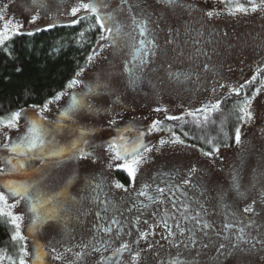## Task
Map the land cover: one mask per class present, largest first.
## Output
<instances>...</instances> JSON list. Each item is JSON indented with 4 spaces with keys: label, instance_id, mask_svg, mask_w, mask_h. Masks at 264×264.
Segmentation results:
<instances>
[{
    "label": "flooded vegetation",
    "instance_id": "af4514ba",
    "mask_svg": "<svg viewBox=\"0 0 264 264\" xmlns=\"http://www.w3.org/2000/svg\"><path fill=\"white\" fill-rule=\"evenodd\" d=\"M61 2L63 4H71L72 2V8L78 0H61ZM117 2L119 4V0ZM223 2L224 0H184L185 8L173 9L179 14L177 17L179 24L175 27L168 25L166 12L157 11L163 6L156 4L155 1L154 8L150 9L153 16L152 20L156 21L158 16L163 17V19L159 22V27L156 23L150 25L152 30L148 38L155 37L159 47L156 50V55L151 57L148 64L140 66L139 60L133 59V48L139 47V38L137 41H132L127 36L122 35L118 41L119 56L120 61H122L120 74L126 79L128 86L135 88V90L140 88L147 95H153L156 92L157 84L151 83V77L157 74L158 77H156L161 79L168 88L191 96L196 102L193 112L202 106L210 107L211 105L207 102L210 94L209 89L217 88L223 83V74L226 68L223 31L220 26H215L218 25L216 21L220 20L221 23L223 20L222 16L225 12ZM208 11L213 12L212 17L206 15ZM78 17H72L61 23H70ZM119 22L124 25V33L133 30L131 20L128 17L120 18ZM168 29L173 30L175 44L165 43L168 39ZM205 64L208 65L207 69L204 67ZM125 66L132 69L134 75L139 78L135 84L129 83V72L126 71ZM169 72L183 75L179 78H172L169 76ZM225 101V99L220 101L219 109L210 112L206 121L203 114H197L196 117L188 116L186 113L180 115L166 114L164 117L161 115L162 118L157 120L173 122L175 127L165 124V127L159 130H150V128L106 129L102 131L111 132L106 138L101 140L90 138L87 144L81 143L79 147L84 149L86 154L84 157H87L96 152L109 154L107 151L108 142L121 134L126 138L129 145L136 143L137 138L140 137L141 143L146 146L151 136L157 137L163 133L164 138L168 137L171 141L175 138L173 136L175 133V136H178L194 153L206 161L203 168H206L207 171L201 170V172L191 173V170L188 169L180 171L175 168H166L164 165H159L150 170L144 162L140 165L135 179H132L128 177L126 171L115 166L122 161L112 162L113 166L110 168L108 160L105 165L102 164L97 169L94 168L92 176L88 178H83L80 170L76 173L73 171L72 177L62 188L46 197L50 200L44 209L39 210L37 214L38 219L36 226H34L36 231L31 229L30 219H23L20 221V231L25 239L13 240L15 228L10 223L7 224V228L11 230L12 260L18 261L19 249L24 247L29 253L25 257L29 264H98L101 255L111 256L113 250L119 247L122 242L129 243L133 253L137 251L141 253L138 264H162V262L168 264L173 258L184 261L185 264H228V261L242 255L241 252L244 249L249 255L255 253L258 248V233L264 231V223L258 222V211L253 215L244 213L243 209L247 205L253 204V200L256 201L258 197L263 198V190H253V188L242 187L241 184H238V188L231 186L229 191L224 188L213 192L210 191L206 183L208 172L213 171L212 173H214L215 171L214 174L224 172L228 169L226 162L228 160L229 163L235 161V144L227 147L218 144L221 138L226 137L227 134ZM168 116L182 117V119L170 120L167 119ZM197 120L200 121L199 126H197ZM231 132L229 133L231 134ZM83 134H88L90 137V131ZM196 135L201 138L193 143L186 142L183 138V136ZM209 140L212 141L211 144L208 143ZM151 146L149 143L147 147ZM213 146L218 147L219 150L211 156L204 155L205 152H211ZM68 157L61 156L55 160L50 157L38 162L34 161V166L28 172L29 176L21 182L31 183V180L37 177L33 184L39 189V185H46L45 181L51 178L53 172L56 170L60 172L61 169H64L61 166V161ZM185 179L189 180V184L183 183ZM116 182L123 184L124 188H116L114 186ZM96 183H100L101 188L96 189L94 187ZM145 183L152 186L150 192L154 191L157 186L172 187L173 191L178 188L177 203L187 200L191 210L190 215L193 217L197 211L201 212V220L212 226L209 236H205L203 231H196L197 245L192 246L189 243V246L185 248L180 241L186 240L187 236L192 233H186L183 237L177 233L175 237L162 239V235L166 236V231L162 225L149 229L144 222L148 221L149 224L153 222L152 213L157 210V205L152 204L145 197L137 195L138 190ZM16 201L15 206L22 203L28 205L26 214L28 217L34 215L29 211L27 201L21 200L19 203ZM142 204H148L149 207L145 209ZM166 207L171 209L170 204ZM161 210L163 209L161 208ZM45 212L49 213L50 216H46ZM97 213H99V217ZM175 215L179 217L180 214L175 212ZM113 218L119 223L111 224V233L106 235L99 231L98 225L108 227ZM169 223L175 226L176 221L170 219ZM194 223V220L184 221V224L189 228H192ZM224 223H231L233 227L225 231L223 229ZM240 229L244 230L242 234ZM142 231H150L153 234L145 239H140L139 233ZM240 236L243 238L238 239ZM209 240L213 247L206 249L199 247L201 241L208 243ZM104 241L108 242L105 249H102L101 252L92 250L94 247L99 248ZM172 241L176 242L175 246H173ZM221 243L226 246L229 255L220 257L217 261L215 259L217 257L216 248ZM150 244L151 247H149ZM85 245L87 247H84ZM35 251L42 253L40 260H36ZM77 253L84 254L78 258ZM55 255H61L62 258L54 259ZM130 255L129 252H124L119 256H113L111 264H130ZM236 261L234 260L229 264H252V262H248L249 260Z\"/></svg>",
    "mask_w": 264,
    "mask_h": 264
},
{
    "label": "rangeland",
    "instance_id": "374dc122",
    "mask_svg": "<svg viewBox=\"0 0 264 264\" xmlns=\"http://www.w3.org/2000/svg\"><path fill=\"white\" fill-rule=\"evenodd\" d=\"M156 0H144L146 4L150 5V9L154 8ZM247 1V3H245ZM110 8H117V0H109ZM259 4V0H255ZM237 4H243L249 8L248 12H235L233 9ZM42 5V6H40ZM71 4H63L61 0H0V15L3 19L0 20V30H3V25L11 21L14 25L20 27L15 34L9 32L10 39L0 45V48L6 45L15 36L23 33H32L40 29H48L49 25L55 26L63 24L73 16L70 15ZM225 12L220 20L216 21L215 25L220 26L223 31V41L226 53V68L223 74L224 87L210 88L209 98L207 102L211 105L216 101H223L224 99H235L237 96L234 92L230 93L229 88H238L245 84L246 81H251L252 77H257L264 71V5L258 7L257 11L250 10L249 0H224L222 3ZM157 11L166 12V19L169 26L179 24L178 12L173 9L160 7ZM83 11L77 16L84 15ZM36 17L33 20V17ZM127 12L118 13V19L127 18ZM153 17V16H152ZM162 21V20H160ZM99 45H104L101 48ZM98 47L94 52L92 61H88L87 65L81 70L79 76L75 79L79 81L71 88H67L61 95L59 100H54L49 104L48 110L42 115L46 118L43 122L54 128L53 134L49 137L56 145L68 146L73 141H78L81 133L90 131L88 134H83V139L87 141L90 138L101 140L106 138L111 132H103L106 129H136V128H151L154 121L160 120L166 114L180 115L195 109L194 100L189 94L177 92L168 88L162 80L157 78L154 74L151 77L152 82L157 84L156 92L153 95H147L140 88H131L128 86L126 79L122 76L120 61V51L118 47H113L108 41H100ZM155 73V72H154ZM157 76V77H156ZM264 76V75H263ZM264 77L258 86L260 91L252 99L250 111L252 119L241 122L238 117V108L243 100H232L231 115L233 122L232 144H235V161L226 162L227 170L224 172L210 173L206 175V183L210 191L216 192L224 188L229 191L233 187V176L237 177V183L242 187L253 188V190H263L264 192ZM215 89V90H213ZM257 87L254 89L255 92ZM242 92V90H241ZM252 92V93H253ZM252 93L249 98L252 97ZM72 97L82 100V104L70 112L67 116H62L72 101ZM231 97V98H230ZM196 101V100H195ZM226 115H227V103ZM88 105H92L89 109ZM41 108V107H40ZM39 108H33L34 114ZM158 119V120H157ZM110 121H115L114 124ZM57 122H60V127L55 128ZM159 125L154 130H159L165 127V124L174 126L170 121H158ZM228 126V125H227ZM175 127V126H174ZM240 128L241 142L239 144L235 141V129ZM231 130V131H232ZM27 131V121L18 120L17 127L7 128L0 125V145L6 142L5 135L10 141H16L19 137L24 135ZM93 131V132H92ZM163 134V133H162ZM151 136L149 142L152 146L150 152L143 153L146 157V166L150 170L159 165H164L166 168H175L176 170L185 171L195 168V172L201 170L207 171L203 168L206 161L202 160L199 155L189 148L185 143H171L170 138L164 135ZM166 141L161 145L160 141ZM81 143H78V146ZM0 152H8L3 147H0ZM9 153V152H8ZM70 153H65V157L70 156ZM234 156V155H233ZM45 158H50L45 155ZM7 157L0 156V168H6ZM24 160L23 157H18ZM54 158L53 160H55ZM42 160L39 155L34 156L27 161L26 167L15 173H0V191H4L8 196L9 205L14 204L18 197H13L7 190L3 188L6 180L13 182H21L28 177V172L34 166V161ZM108 160V161H107ZM33 161V162H32ZM110 162L109 154L96 152L87 157L80 155L70 156L65 158L61 164L64 169L60 172L57 170L51 178L47 179L46 185H39V191L44 197L50 193L57 192L62 188L66 182L70 180L73 173L82 172L83 178L92 176L94 168L100 167L105 162ZM114 162V161H113ZM103 165V166H104ZM173 169V170H175ZM226 169V168H225ZM74 171V172H73ZM21 176L23 178H19ZM44 176V175H41ZM39 177V176H38ZM19 178V179H18ZM37 179V177H36ZM31 180L33 184L35 180ZM264 195V193H263ZM254 201V200H253ZM264 197L261 196L256 199L253 207L259 212L258 222L264 223ZM2 206V205H0ZM28 205L22 203L21 205L5 208V211L11 210L13 214L21 215L23 219L31 220V229L36 231V223L33 224L34 215L28 217ZM27 216V217H26ZM7 224L8 218L0 216ZM257 241H264V231L258 233ZM10 242V241H9ZM258 248L255 253L249 255L247 251L241 252L242 255L235 257L227 263H232L234 260H249L252 264H264V244L257 243ZM37 251H35V254ZM0 264H12L10 260L11 254L7 250H0Z\"/></svg>",
    "mask_w": 264,
    "mask_h": 264
},
{
    "label": "snow or ice",
    "instance_id": "6c2138e0",
    "mask_svg": "<svg viewBox=\"0 0 264 264\" xmlns=\"http://www.w3.org/2000/svg\"><path fill=\"white\" fill-rule=\"evenodd\" d=\"M156 4L162 5L164 8L170 9H183L186 7L184 0H156ZM250 10L252 12L257 11L258 7L264 5V0H259V4L255 2V0H249ZM42 6V5H40ZM150 5L146 4L144 0H119V4L117 8L112 9L110 8L109 0H78L77 4L71 8L70 15L76 17L78 13L83 11L86 14L95 17V24L99 26L101 35L98 40L99 41H108L113 47H119L118 41L123 36H127L129 40L137 41L139 47L133 48V59L139 60L140 66H146L151 59V57L156 55V50L159 47L155 41V37L148 38L149 33L152 30L150 25L152 23H156L157 27H159L160 20L163 17L158 16L156 21L152 20V12L150 11ZM127 12L128 18L131 20L132 31L128 33H124V25L119 22L118 13L120 12ZM235 12H248L249 8H246L243 4H237L236 7L233 9ZM207 16L212 17L213 12L208 11L206 13ZM3 19V16L0 15V20ZM36 17H33L35 20ZM77 21H73L76 23ZM20 26L12 24L11 21L6 22L3 25V30H0V45L4 44L5 41L10 39L9 32L16 33ZM51 27V25H49ZM163 31V29H161ZM83 35V34H81ZM166 44H175V39L173 37V30L168 29V39L165 41ZM101 48L104 45H99ZM179 55V53H177ZM94 58V54H90L88 57L89 61H92ZM205 69L208 68V65H204ZM126 71L129 72V83L135 84L138 81V77H136L133 73V70L127 68L125 66ZM80 73H77L79 76ZM181 73H172L169 72V76L172 78H179ZM252 80H256V77L253 76ZM79 83L78 80L73 79L69 82L68 87L71 88L74 85ZM251 81H246L245 84L240 85L238 88H229V92H234L237 96L240 95L241 90L244 89ZM221 88L224 87L223 84L219 85ZM262 86H264V82H262ZM215 90V89H213ZM260 91L259 88L256 89L255 92L252 93V97L249 98L245 96L241 105L238 108L239 117L238 119L241 122L248 121L252 119V113L250 111V106L252 103V99L255 98L256 94ZM62 93H57L54 97V100H59L61 98ZM53 103V100H48L44 103V105L38 109L35 113L34 117H29L24 113L21 109L20 111L11 112L7 118H0V125L7 127L9 129L17 127V121L23 116L24 119L27 121V131L24 135L19 137L16 141H10L9 138L5 135L6 142L0 145L6 149L9 153L15 154L10 155L6 161V168H0V173L8 172V173H15L20 170L25 169L27 161L32 159L34 156L39 155V158L43 159L46 156L59 158L63 156L66 152L71 153L72 156H75L77 153L81 157H84L86 154L82 147L78 146V143L87 144L88 141L83 139V133H81V137L78 138V141H73L68 146H59L56 145L49 137L53 134L54 128L47 126L43 121L46 119L42 114L48 110L49 104ZM82 104V100H78L76 97H72V101L68 108L61 113L62 116H67L70 112H72L75 108ZM36 108L37 106H32ZM89 109L92 108V105H88ZM220 101H216L211 106H202L199 109L193 111L186 112V115L196 117L197 114H203L204 120L208 119V114L216 109H219ZM167 119L170 120H181L182 117L176 116H168ZM110 123L114 124L115 121H110ZM197 126L200 125V121H196ZM159 122L154 121L151 125L150 130L156 129ZM60 127V122H57L55 128L58 129ZM142 135V134H141ZM188 135V133H185ZM175 137L171 140V143H183V141L178 137ZM235 141L237 144L241 142V132L240 128L236 127L235 129ZM166 141L161 140L160 144H165ZM208 143H212L211 140ZM143 149V153L150 152L152 149L148 148L147 146L141 143L140 137L137 138V142L134 144L129 145L126 141V138L123 134L119 135L116 138L110 140L107 144V151L110 154V162L109 167L113 166V161H122V163L116 164L117 168H122L124 171L127 172L128 177L135 179L137 171L144 162H146L147 157L141 152ZM219 149L216 146H213L211 152H205L204 155L211 156L214 152H217ZM18 157L25 158L23 161L18 159ZM196 171L195 168L191 169V173ZM185 185L189 184V180L185 179L183 181ZM116 188H124V185L116 182L114 185ZM96 189L101 188L100 183H96L94 186ZM233 187L238 188L239 185L237 183V177L233 176ZM3 188L7 190L13 197H18L19 200L16 203H19L21 200L27 201L29 204V211L34 214L33 224L37 222L38 219V212L39 210L44 209L45 205L49 202L50 198H46L43 194L39 191L36 185L27 182H13L12 180H6L3 184ZM152 186L145 183L142 185L141 189L138 190L137 195L145 197L146 200L150 201L152 204L157 205V210L152 213L153 215V222L151 224L148 221L144 223L148 225L149 229L163 226L164 230L166 231V236L162 235V239H168L170 237H175L177 233L180 236H185L186 233H192L191 235L187 236L186 240H181L180 243L184 245L185 248L189 246V243L192 246L197 245V239L195 238L196 231H203L205 236H209L210 231L212 230V226L201 220V212L197 211L195 217L190 215V208L189 203L187 200H182L177 203L179 189L177 188L173 191L172 187L164 188L157 186L154 191L150 190ZM171 193V195H169ZM256 201H253L255 204ZM171 205V209L166 207L167 205ZM253 204L247 205L243 211L244 213H251L253 215L256 214V210L253 207ZM0 216H4L8 218V222L14 226L15 231L13 233L12 239L16 240H24L25 237L21 235V224L20 221L22 220L21 215L13 214L11 210L5 211V208L11 209L15 207V204L9 205L8 203V196L5 194L4 191H0ZM142 207L147 209L149 207L148 204H142ZM161 208L163 210H161ZM203 208V206H201ZM55 211V210H53ZM175 212H179V217L175 215ZM46 216H50L49 213H44ZM99 217V213H97ZM139 219V218H137ZM176 221L175 226L169 223V220ZM185 220H194L195 223L192 228L187 227L184 224ZM119 221L115 218L112 219L110 225L108 227L97 226L99 231H102L106 235L112 232L111 224H118ZM233 225L231 223H224L223 229L227 231L228 229L232 228ZM243 229H240V233H243ZM153 233L150 231H142L139 233L140 239H145L147 236L152 235ZM243 237L240 236L238 239H242ZM173 246H175V241H172ZM257 243L264 244V241H257ZM108 244L107 241H104L100 244L99 248L94 247L92 250L94 252H101L102 249H105V246ZM84 247H87L85 245ZM151 247V244L149 245ZM199 247L201 249L211 248L213 247L211 241L209 240L208 243H204L201 241L199 243ZM236 247V245H233ZM55 252V249H53ZM124 252H129L130 255V264H138L140 259L141 253L139 251L134 252L131 249V246L127 242H122L119 247L113 250L111 256H104L101 255L100 261L98 264H111L113 260V256H119ZM217 257L215 258L217 261L220 257H224L229 255V252L226 250V246L221 243L218 248H216ZM84 253H77V257L79 258ZM29 255L28 251L21 247L19 249V259L18 261L13 260L12 264H29V262L25 259ZM2 258V257H0ZM42 258V253L37 251L36 253V260H40ZM54 259H61V255H55ZM12 260L11 257H9ZM163 264V262H162ZM168 264H185L184 261L179 259L173 258L168 262Z\"/></svg>",
    "mask_w": 264,
    "mask_h": 264
},
{
    "label": "trees",
    "instance_id": "16d2710c",
    "mask_svg": "<svg viewBox=\"0 0 264 264\" xmlns=\"http://www.w3.org/2000/svg\"><path fill=\"white\" fill-rule=\"evenodd\" d=\"M75 21L19 34L0 48V118H7L11 112L21 109L29 117H34L32 106L40 108L46 101L53 100L57 93H63L69 82L87 65L89 55L94 54L99 45L101 32L94 16L80 15ZM263 75L264 71L242 89L240 97L226 100L230 101L227 103V134L219 145L227 147L232 144L229 133L233 128L232 100L240 101L250 96L260 85ZM20 120L26 121L23 116ZM183 138L193 143L201 137ZM10 155L15 154L0 152L2 157ZM10 238L11 230L0 217V249L9 254L13 247Z\"/></svg>",
    "mask_w": 264,
    "mask_h": 264
}]
</instances>
